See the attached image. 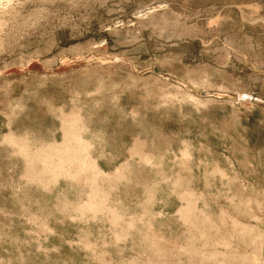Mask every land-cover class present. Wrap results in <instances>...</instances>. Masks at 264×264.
<instances>
[{"label": "rangeland", "instance_id": "obj_1", "mask_svg": "<svg viewBox=\"0 0 264 264\" xmlns=\"http://www.w3.org/2000/svg\"><path fill=\"white\" fill-rule=\"evenodd\" d=\"M263 234L264 0L0 6V264H264Z\"/></svg>", "mask_w": 264, "mask_h": 264}, {"label": "bare ground", "instance_id": "obj_2", "mask_svg": "<svg viewBox=\"0 0 264 264\" xmlns=\"http://www.w3.org/2000/svg\"><path fill=\"white\" fill-rule=\"evenodd\" d=\"M8 2H11V0H0V6H2V5H5V3L7 4ZM11 4V3H10ZM9 6V5H8ZM6 7V6H5ZM147 12H149V11H147ZM151 15H153V13H151V12H149V13H147V14H145V16H151ZM68 130V129H67ZM68 132V131H67ZM66 132V136H65V138H67L66 140V148H65V150H67L68 152H69V154H71L70 153V150H68V149H71V147H72V138L70 137V132H68L67 133ZM63 135V134H62ZM60 147V146H59ZM30 152V151H29ZM28 153V152H27ZM34 154V153H33ZM52 154V153H51ZM69 154H67V155H65L64 157H62L61 159H59V161H54L53 159H52V155L50 156L49 154H41L40 155V159H39V161L42 163V164H44V165H47V166H50V165H52V167L53 166H60V165H63V164H65V160H67L68 159V156H70ZM44 155V156H43ZM35 156V155H34ZM57 156V155H56ZM62 156V155H61ZM60 156V157H61ZM75 156H77V155H75ZM74 156V157H75ZM79 156V155H78ZM35 158V157H34ZM38 158L39 157H37V158H35L36 160H38ZM59 158V157H58ZM67 158V159H66ZM70 159V158H69ZM71 160V159H70ZM38 161V162H39ZM75 161V160H74ZM79 161H81V160H79ZM70 161H68V163H69ZM77 162V161H76ZM71 163V162H70ZM82 165H83V163H82ZM84 165H86L85 163H84ZM44 167V166H43ZM39 168V167H38ZM54 168V167H53ZM86 167L85 166H83V169H85ZM42 169V168H41ZM44 169H46V168H44ZM55 169V168H54ZM61 169V168H60ZM82 169V170H83ZM49 170V169H48ZM81 170V171H82ZM36 171V170H35ZM48 176V175H47ZM58 178V177H57ZM235 200V199H234ZM244 208V207H243ZM227 211V210H226ZM241 214V213H240ZM253 221V220H252ZM196 222H198V221H196ZM239 222V221H238ZM245 223V222H244ZM208 226V225H207ZM233 226H234V224H233ZM240 226V225H239ZM239 228V227H238ZM201 230V229H200ZM240 230H242V232L244 233V232H246L245 230H246V228L244 229V228H240ZM264 235V234H263ZM242 238V237H241ZM261 246V245H260ZM233 255V254H232ZM213 256V255H212ZM228 256V255H227ZM227 256H225V257H227ZM234 256V255H233ZM240 258V257H239ZM226 259V258H225ZM243 259V258H242ZM246 259V258H245ZM228 260V259H227ZM226 260V261H227ZM241 260V259H240ZM228 263H229V261H227ZM240 262H242V261H240ZM231 263H232V261H231ZM239 263V262H238ZM249 263V262H248ZM257 263V262H256Z\"/></svg>", "mask_w": 264, "mask_h": 264}]
</instances>
